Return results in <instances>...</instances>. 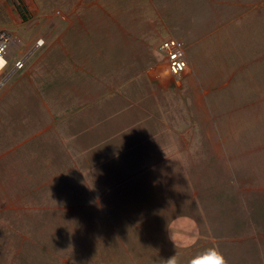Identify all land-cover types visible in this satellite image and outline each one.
<instances>
[{
	"label": "rangeland",
	"instance_id": "1",
	"mask_svg": "<svg viewBox=\"0 0 264 264\" xmlns=\"http://www.w3.org/2000/svg\"><path fill=\"white\" fill-rule=\"evenodd\" d=\"M0 48V264H264V0H0Z\"/></svg>",
	"mask_w": 264,
	"mask_h": 264
},
{
	"label": "clouds",
	"instance_id": "2",
	"mask_svg": "<svg viewBox=\"0 0 264 264\" xmlns=\"http://www.w3.org/2000/svg\"><path fill=\"white\" fill-rule=\"evenodd\" d=\"M166 231L175 249L189 247L199 237L196 221L183 214H178L174 219L167 221ZM163 264H179L177 255L163 260ZM191 264H227V261L218 248L213 247L196 256Z\"/></svg>",
	"mask_w": 264,
	"mask_h": 264
},
{
	"label": "built area",
	"instance_id": "3",
	"mask_svg": "<svg viewBox=\"0 0 264 264\" xmlns=\"http://www.w3.org/2000/svg\"><path fill=\"white\" fill-rule=\"evenodd\" d=\"M158 51L166 59L170 78L179 77L187 68L184 45L180 40L175 38L165 39L159 44Z\"/></svg>",
	"mask_w": 264,
	"mask_h": 264
},
{
	"label": "bare ground",
	"instance_id": "4",
	"mask_svg": "<svg viewBox=\"0 0 264 264\" xmlns=\"http://www.w3.org/2000/svg\"><path fill=\"white\" fill-rule=\"evenodd\" d=\"M8 48L6 50H3V52L0 53V69H2L5 66V57L7 54Z\"/></svg>",
	"mask_w": 264,
	"mask_h": 264
}]
</instances>
